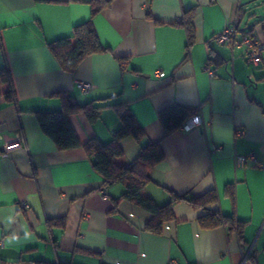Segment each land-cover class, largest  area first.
<instances>
[{"label":"crops","instance_id":"obj_1","mask_svg":"<svg viewBox=\"0 0 264 264\" xmlns=\"http://www.w3.org/2000/svg\"><path fill=\"white\" fill-rule=\"evenodd\" d=\"M192 6L195 41L186 54L187 33L177 23ZM91 10L88 0H0V69L9 66L15 96L7 99L9 86L0 83V264H252L248 251L264 264V48L250 66L243 46L213 41L237 21L239 39L247 33L264 46V0H110L92 17L107 50L66 72L48 43L70 36ZM210 47L224 58L212 63V75L204 68ZM80 80L92 84L88 92ZM58 92L105 106L92 123L82 112L70 116L81 143L110 141L121 125L112 106L127 103L143 142L164 150L142 196L163 205L170 192L214 190L210 208L243 222V246L236 230L202 228L203 208L186 201L173 205L175 220L160 235L144 229L150 214L143 208L119 200L113 210L124 186L98 189L103 179L85 151L58 150L36 120V111L60 109ZM172 102L196 107L203 124L165 135L157 113ZM144 143L124 138L116 162L127 165ZM250 153L260 166L236 165L235 155Z\"/></svg>","mask_w":264,"mask_h":264},{"label":"trees","instance_id":"obj_2","mask_svg":"<svg viewBox=\"0 0 264 264\" xmlns=\"http://www.w3.org/2000/svg\"><path fill=\"white\" fill-rule=\"evenodd\" d=\"M110 0H88L91 5V18L76 24L73 27L72 34L66 37H60L48 43V48L58 61L61 69L73 73L78 65L88 55L106 51L96 33L92 17L97 14L103 7L107 6ZM195 6L185 10L182 18L177 24L182 25L187 33L186 54L195 41V30L192 23ZM261 21H264L262 19ZM212 50V51H211ZM212 63L215 64L223 61L224 58L213 52ZM120 66L125 69L127 60L118 58ZM0 83H6L9 89L6 98L14 100V90L9 66L0 69ZM61 98V107L56 111H36V120L41 130L50 137L58 150H67L81 147L91 160L94 170L101 175L103 181L98 189L110 187L116 183L124 186L123 193L113 199L114 209L119 200H126L146 210L150 217L144 225V229L152 234L160 235L164 228L170 222L175 220L173 205L179 201H186L194 208H203L204 213L198 218L202 228H215L226 226L228 230H236L240 245L243 246L242 227L243 222L235 219L234 215H223L218 209L210 208L216 203L217 196L214 190H209L199 196L189 194H176L170 192L171 199L163 204H157L152 198L144 197L141 190L152 182L148 171L154 165L164 158V150L161 142L144 143L145 132L127 103L115 104V109L121 125L116 129L108 142H102L96 137H90L86 142L81 143L78 135L72 125L70 116L74 113L82 112L90 123L95 122L105 107L101 104L85 103L79 104L74 97L67 92L57 93ZM197 108L180 102H172L158 111L165 135L176 131L183 122L195 114ZM131 137L141 145L139 155L130 161L127 165H119L116 160L123 155L121 141ZM228 195L233 197V186L229 185L226 189ZM64 226L63 220L61 221ZM258 264L254 258L253 251L249 253L246 262Z\"/></svg>","mask_w":264,"mask_h":264},{"label":"built area","instance_id":"obj_3","mask_svg":"<svg viewBox=\"0 0 264 264\" xmlns=\"http://www.w3.org/2000/svg\"><path fill=\"white\" fill-rule=\"evenodd\" d=\"M237 30H238V25L237 21L234 23H230L225 26V28L222 30L221 33L215 35L213 37V41L217 45H226V46H231L232 48L234 47H239L243 46V51L241 55L245 59L246 63L250 66H255L259 63L260 57H261V50L264 48L262 44L259 41V38L257 36H250L247 33H244L242 35V38L239 39L237 37ZM212 57L211 55L206 59L204 68L208 72L209 75L213 74L212 70ZM156 75L159 77L165 76V72L162 70H157ZM77 85L80 88L82 93H86L89 91V89L92 87V84L87 81H77ZM203 124V119L200 116V114L195 113L189 118H187L183 124L181 125L185 129H192V128H197L200 127ZM238 134L242 133L241 130L237 131ZM19 146V143H14V144H6L3 149L4 152H7L14 146ZM234 160L236 165H243L245 164L248 160L252 161L253 164L256 166H260V162L257 160V157L254 154H247V155H235ZM249 255V251L246 253L245 256V261L247 256ZM169 264H177L175 261H170Z\"/></svg>","mask_w":264,"mask_h":264}]
</instances>
